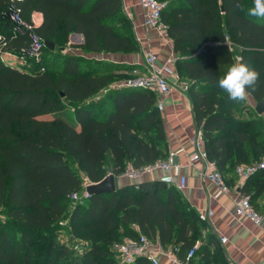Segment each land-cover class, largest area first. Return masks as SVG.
<instances>
[{
    "label": "trees",
    "instance_id": "1",
    "mask_svg": "<svg viewBox=\"0 0 264 264\" xmlns=\"http://www.w3.org/2000/svg\"><path fill=\"white\" fill-rule=\"evenodd\" d=\"M160 1L210 160L224 177L227 167L261 162L264 118L249 112L245 101L228 100L216 83L240 56L261 73L251 95L264 99V22L238 7H251L253 0ZM12 3L24 18L42 14L36 30L56 49L46 46L41 61L30 65L5 62L0 53V264H116L113 243L141 233L164 247L180 246L183 260L197 245L190 264H228L216 235L179 189L157 179L91 195L69 210L84 177L98 182L109 173L120 176L128 163L142 167L168 158L164 119L152 90L113 88L99 96L142 67L62 50L137 52L122 0H0L4 49L20 54L29 38L13 33ZM71 33L82 34L83 43L68 45ZM66 104L77 124L64 117ZM251 182L256 185L248 189ZM243 189L253 204L264 192V168ZM66 229L69 242L60 239ZM78 237L88 244L82 253L70 245ZM134 264L151 262L138 258Z\"/></svg>",
    "mask_w": 264,
    "mask_h": 264
},
{
    "label": "crops",
    "instance_id": "2",
    "mask_svg": "<svg viewBox=\"0 0 264 264\" xmlns=\"http://www.w3.org/2000/svg\"><path fill=\"white\" fill-rule=\"evenodd\" d=\"M122 4L124 15L128 18L132 26L133 36L139 45L137 52H86L80 47L71 46L63 48V52H74V54L87 59L103 60L121 65H138L143 68L145 55L151 50L157 55L159 64L167 63L177 70V54L169 35L160 34L156 29L144 25L145 9L140 5L139 0H122ZM32 17H35L40 23L42 22L41 13L36 12ZM83 41L82 34L71 33L68 45L81 44ZM245 102L249 112L262 115L264 118V113L259 114L256 110L258 104L256 98L250 94ZM163 103L164 109L160 112L164 119L168 152L176 153V159L188 179L187 187L179 190L182 197L198 213L202 208H211L213 216L204 223L207 230L216 235L219 247L228 264H264V230L256 226L251 220L238 215L235 204V199L241 195H251L243 189L246 180L240 183L235 169L227 167L224 173L230 190L227 194L216 197L217 188L209 182H204L200 176L203 170L202 162L198 159L190 160L195 149L188 142L189 138L201 128L190 94L174 90L164 97ZM67 106L65 110L69 109V113L73 116V120H69L77 124L73 106L71 104H67ZM262 160H264V157H262ZM155 177H157V174L144 181L156 180ZM116 184L119 188L127 184L132 185L133 182L120 175L116 176ZM255 185V182H251L248 189L254 188ZM253 204L258 210H264V192L253 198ZM220 236H226L228 241L220 243ZM161 262L162 264H169L165 257L161 258Z\"/></svg>",
    "mask_w": 264,
    "mask_h": 264
},
{
    "label": "built area",
    "instance_id": "3",
    "mask_svg": "<svg viewBox=\"0 0 264 264\" xmlns=\"http://www.w3.org/2000/svg\"><path fill=\"white\" fill-rule=\"evenodd\" d=\"M140 5L145 9L144 25L148 28L156 29L160 34H167V26L162 21V11L166 6V2L160 0H139ZM10 21L13 25L14 34H25L29 38L28 47L20 54L6 51L4 46L7 44L6 36L0 34V53L1 58L5 62H18L22 65H30L31 62H40L43 57L46 43L44 38L37 32L36 28L40 22L32 17L31 20L24 18L20 14V9L11 4L9 9ZM226 43L231 46L228 37ZM110 87L113 88H133V89H149L157 95V107L160 111L164 109L163 99L174 90L180 92H188V83L182 81L177 70L169 66L167 63L159 64L157 55L153 51H148L145 55L143 69H135L133 75L116 81ZM195 149L194 154L190 157L191 161L200 160L203 170L200 176L204 182H209L217 188L216 197L227 194L230 187L224 175L217 168L214 161L210 160L208 152L205 148V140L202 129L189 138L188 141ZM264 168V160L257 163H243L236 167L237 179L243 183L251 175ZM159 173V174H158ZM157 174V180L168 185H174L179 190L187 187V175L182 172L181 165L176 159V153H170L166 159H158L152 164L142 167H136L132 163H128L125 171L121 176L130 179L133 184L138 187L141 181L146 180ZM94 182L87 177L83 178V189L71 195L73 203H83L91 194L87 190V186ZM238 215L251 220L256 226L264 230V210H258L251 202L248 195H241L235 199ZM199 219L208 221L213 216V211L209 207L199 210ZM67 219L60 222L66 225ZM228 238L220 236V243H226ZM87 242H76L73 245L75 250L84 252ZM196 246L188 250L186 258L183 260L179 256L180 246L164 247L159 240H155L141 233L135 239H125L116 241L112 245V250L116 258V264H134L138 258H145L151 264H162L161 258L165 257L169 264H190L189 260L196 252Z\"/></svg>",
    "mask_w": 264,
    "mask_h": 264
},
{
    "label": "clouds",
    "instance_id": "4",
    "mask_svg": "<svg viewBox=\"0 0 264 264\" xmlns=\"http://www.w3.org/2000/svg\"><path fill=\"white\" fill-rule=\"evenodd\" d=\"M246 16L255 18L257 22H264V0H253L251 7L238 5ZM261 73L250 65L242 62L237 56L228 66L223 76L217 79V86L227 94V99L240 103L246 101L248 96L257 90Z\"/></svg>",
    "mask_w": 264,
    "mask_h": 264
},
{
    "label": "water",
    "instance_id": "5",
    "mask_svg": "<svg viewBox=\"0 0 264 264\" xmlns=\"http://www.w3.org/2000/svg\"><path fill=\"white\" fill-rule=\"evenodd\" d=\"M45 43L51 50L56 49V45L53 42L45 40ZM256 110L259 114L264 113V99L258 100ZM87 190L91 195L115 192L117 190L116 175L109 173L102 180L88 185Z\"/></svg>",
    "mask_w": 264,
    "mask_h": 264
},
{
    "label": "rangeland",
    "instance_id": "6",
    "mask_svg": "<svg viewBox=\"0 0 264 264\" xmlns=\"http://www.w3.org/2000/svg\"><path fill=\"white\" fill-rule=\"evenodd\" d=\"M50 57H51V56H49V55L46 56V58L48 59V61L51 59ZM111 89H113V87H110L109 89L102 91V92L99 94V96H103V95L107 94V92H109ZM65 106L68 107L67 104H66ZM68 110H69V109H66V110L64 111L63 115H64V117L67 118L68 120H69V119L73 120V116L69 113ZM106 160H107V162H108V159H106ZM72 206H73V201H71V203H70V207H69V210H70V211H71ZM3 218H4V215H3L2 213H0V220H2ZM69 238H70V234H69V232H67V229H66L65 231H63L62 234H60V239H61L62 241H64V242H69ZM84 241H85L84 239L78 237L75 241H71V242H70V245H73L74 242L76 243V242H84ZM75 243H74V244H75Z\"/></svg>",
    "mask_w": 264,
    "mask_h": 264
}]
</instances>
